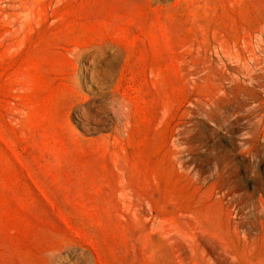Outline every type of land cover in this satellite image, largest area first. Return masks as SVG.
<instances>
[{
	"label": "rangeland",
	"instance_id": "rangeland-1",
	"mask_svg": "<svg viewBox=\"0 0 264 264\" xmlns=\"http://www.w3.org/2000/svg\"><path fill=\"white\" fill-rule=\"evenodd\" d=\"M0 264H264V0H0Z\"/></svg>",
	"mask_w": 264,
	"mask_h": 264
},
{
	"label": "bare ground",
	"instance_id": "bare-ground-1",
	"mask_svg": "<svg viewBox=\"0 0 264 264\" xmlns=\"http://www.w3.org/2000/svg\"><path fill=\"white\" fill-rule=\"evenodd\" d=\"M114 121V120H113ZM115 122V121H114Z\"/></svg>",
	"mask_w": 264,
	"mask_h": 264
}]
</instances>
